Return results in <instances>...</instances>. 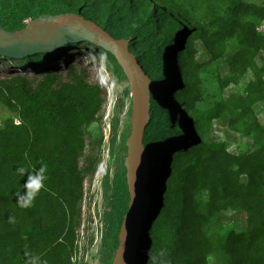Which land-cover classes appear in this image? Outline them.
Instances as JSON below:
<instances>
[{
	"label": "rangeland",
	"instance_id": "obj_1",
	"mask_svg": "<svg viewBox=\"0 0 264 264\" xmlns=\"http://www.w3.org/2000/svg\"><path fill=\"white\" fill-rule=\"evenodd\" d=\"M164 1L158 10L173 17L181 13L185 24H172L165 14L152 24L144 23L155 7L151 0H0V9L22 10L25 22L41 8L50 14H77L96 22L115 39L129 40L131 49L139 55H145L155 39L179 35L186 27L197 28L205 38H196L192 32L182 37V53L174 54L173 64L179 79L172 92L163 86L160 94L171 104L175 121L186 126L190 122L179 159L183 160L187 180L200 178L188 170L195 161L201 164L204 157L207 178L217 175L222 164L228 162L232 178L246 184L249 177L237 174L236 160L246 163L253 158L264 159V0ZM250 24L253 36L248 37L241 27ZM67 45L50 66L60 70L64 79L68 67L74 66L84 73L88 85L100 90L103 99L94 118L80 128L83 148L76 170L79 180L68 200L65 233L47 247L60 248L61 264H111L119 220L107 201L112 186L125 182L123 162L130 133L131 91L111 54L89 42ZM162 48L156 50L158 57L163 54ZM45 58L43 62L49 66L47 59L52 57ZM156 58L140 57V66L153 82L155 72L157 81L162 80L165 68ZM42 69L45 67L40 64L35 67L27 61L0 56V82L15 73L31 74ZM175 91L182 97L173 95ZM243 108L244 115L239 119L237 114ZM17 114L0 96V128L7 119L19 124ZM174 178L175 173L167 174L162 182L164 189L157 191L155 209L160 208V212L152 230H139L134 264H264V234L249 247L234 239L257 230L261 222L257 211H250L252 208L235 196L206 209L208 193L204 192L200 196L204 220L190 221L188 209L175 191L178 182ZM44 220H40L42 225ZM32 247L35 251L44 244L34 241ZM0 258L6 257L0 253Z\"/></svg>",
	"mask_w": 264,
	"mask_h": 264
},
{
	"label": "trees",
	"instance_id": "obj_2",
	"mask_svg": "<svg viewBox=\"0 0 264 264\" xmlns=\"http://www.w3.org/2000/svg\"><path fill=\"white\" fill-rule=\"evenodd\" d=\"M151 1L155 3V7L143 20L146 24L156 22L161 14H165L164 11L158 10L160 5L165 4L164 0ZM46 13L48 10L41 8L30 20ZM61 13L66 12L59 11L56 14ZM165 15L170 17L172 24L175 23L179 27L177 23L185 24L186 20L181 13L178 17ZM25 19V14L20 9L13 7L0 9V23L5 29H20L25 26ZM252 27L251 24L244 25L241 30L251 37ZM190 32L196 38H205L197 28L187 30L186 27L179 35H166L155 39L144 52L145 55L135 54L131 45H128L129 51L139 65L140 57L144 56L150 60L157 57L156 59L162 60L165 67L161 73L162 80L157 81L158 76L155 72L156 79L150 94V119L144 132V147L150 164V177L145 192L152 199V205L141 230L146 233L150 228L152 230V224L160 212L158 211L160 208L155 209L157 191L164 189L162 182L165 176L175 173L174 179L178 182L175 191L183 199L190 221L204 220V213L200 207L202 205L200 196L204 192L208 193L206 209L218 201L226 200L228 196H235L240 197L239 200L247 208H252L250 211L253 209L257 211L261 220L257 230H248L234 237L237 243L249 247L264 234V159L253 158L246 163L236 160L238 163L235 162V165L239 170L237 174L246 173L249 177L246 184L232 178V165L228 162L222 164L223 168L217 175L207 178L204 157L201 164L195 161L188 170L191 174L198 173L200 178L194 181L187 180L185 178L187 171H184L183 160L179 159L178 154H181L184 148L182 145L186 140L190 122L187 121L189 126H186L185 123L179 124L177 119L175 121L169 107L171 104L160 95L164 89L172 92L175 82L179 79V73L173 65L174 54L180 56L182 37ZM67 46L65 44L61 49L27 55L22 59L9 58L12 61H27L35 67L40 64L45 69L31 74L15 73L0 82V96L15 108L19 120V124H16L12 119H7L0 128V253L6 257L0 258V264H26L29 259L25 256L26 252L38 257L39 264H61L60 248L48 249L47 246L62 238L65 233L68 200L72 199L73 187L79 180L76 170L80 165V152L83 148L80 128L94 118L103 99L100 90L88 85L84 73L77 72L74 66L68 67L65 79L60 70L50 66L52 60L58 58ZM160 46H163L164 50L162 56L158 57L156 50ZM108 55L110 56L109 53ZM47 56L52 57L47 59L49 66L43 62ZM12 69L20 72L18 68ZM116 69L123 75L117 65ZM23 70L29 71L31 68L23 67ZM173 95L182 97L179 91H175ZM243 111L244 108L237 114L240 115L239 119L244 115ZM160 133L162 138L159 137ZM245 133L249 131L246 130ZM186 164H189L188 161ZM41 165L47 166L45 187L40 190L31 207L21 208L16 205L14 193L24 184L26 175L21 179L15 174V169L19 166L31 169L33 166ZM127 201L126 182L123 184L116 182L107 201L111 213L119 220L118 231L114 237L116 248ZM9 216L15 217V221L10 223ZM42 218L47 220H44V225L40 223ZM34 241L44 244V247L33 251Z\"/></svg>",
	"mask_w": 264,
	"mask_h": 264
},
{
	"label": "water",
	"instance_id": "obj_3",
	"mask_svg": "<svg viewBox=\"0 0 264 264\" xmlns=\"http://www.w3.org/2000/svg\"><path fill=\"white\" fill-rule=\"evenodd\" d=\"M80 42H89L111 54L131 91L130 133L125 142L127 151L123 162L128 201L111 264H134L137 234L152 205V199L145 192L150 164L144 147V132L150 119V94L154 82L129 51V40L115 39L96 22L80 15L46 13L17 30L5 29L0 23V55L12 59L52 52L65 44Z\"/></svg>",
	"mask_w": 264,
	"mask_h": 264
},
{
	"label": "clouds",
	"instance_id": "obj_4",
	"mask_svg": "<svg viewBox=\"0 0 264 264\" xmlns=\"http://www.w3.org/2000/svg\"><path fill=\"white\" fill-rule=\"evenodd\" d=\"M46 171V165H41L40 167L33 166L31 169L19 166L15 169V174L21 179L26 175L24 184L19 186V189L14 193L16 205L21 208L32 206L33 201L39 194L40 190L45 187V181L47 180ZM8 220L12 223L15 221V217L9 216ZM25 256L29 258L26 261V264H39V258L32 256L31 253L26 252Z\"/></svg>",
	"mask_w": 264,
	"mask_h": 264
}]
</instances>
